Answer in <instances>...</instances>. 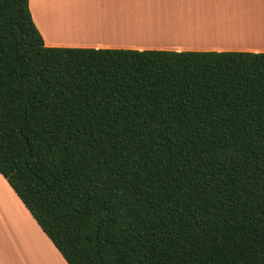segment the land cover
<instances>
[{
    "label": "trees",
    "instance_id": "trees-1",
    "mask_svg": "<svg viewBox=\"0 0 264 264\" xmlns=\"http://www.w3.org/2000/svg\"><path fill=\"white\" fill-rule=\"evenodd\" d=\"M0 174L67 264H264V52L46 46L0 0Z\"/></svg>",
    "mask_w": 264,
    "mask_h": 264
},
{
    "label": "crops",
    "instance_id": "crops-1",
    "mask_svg": "<svg viewBox=\"0 0 264 264\" xmlns=\"http://www.w3.org/2000/svg\"><path fill=\"white\" fill-rule=\"evenodd\" d=\"M28 5L46 46L264 52V0H28ZM22 204L0 174V217L16 213L18 220H29ZM25 241H9L10 260L0 264L51 262Z\"/></svg>",
    "mask_w": 264,
    "mask_h": 264
},
{
    "label": "rangeland",
    "instance_id": "rangeland-1",
    "mask_svg": "<svg viewBox=\"0 0 264 264\" xmlns=\"http://www.w3.org/2000/svg\"><path fill=\"white\" fill-rule=\"evenodd\" d=\"M134 30H137V29L135 28ZM21 207H22L23 212L27 211L23 204L21 205ZM27 217H29L28 218L29 220H26L22 217H20V219L18 220L16 213H15V218L13 217V215L8 216V214H5L3 217H0V260L1 262L10 260L9 258L11 257L12 251L10 247L7 246V244L9 241H12L16 239L17 237L19 240L25 239L27 241L28 239H30V241L32 242L36 240V243L38 245H41L42 248H45L46 250H48L51 256L49 259V261L51 260V262H49V264L51 263L52 264H67L65 260H63V258L60 256L56 248L53 246L51 241L48 238H46L45 234L42 232L40 227L37 225L35 220L30 216L28 212H27ZM36 231L37 233H35ZM18 249L19 248H17L16 251ZM35 256L37 258L43 259V257L41 258L39 253H37ZM3 257H7V259L5 260L3 259ZM24 258L26 257L24 256ZM53 259L55 260V262L53 261Z\"/></svg>",
    "mask_w": 264,
    "mask_h": 264
},
{
    "label": "bare ground",
    "instance_id": "bare-ground-1",
    "mask_svg": "<svg viewBox=\"0 0 264 264\" xmlns=\"http://www.w3.org/2000/svg\"><path fill=\"white\" fill-rule=\"evenodd\" d=\"M172 29V27H170ZM168 29V30H171V29ZM36 235V234H35ZM14 241H19V239L16 237V239H14ZM28 241L31 243V245H33L36 249H38L39 251H41L43 253V255H45L48 259H50V253L48 252V250H46L45 248H42L41 245H38L36 243V240H34V242L30 241V239H28ZM41 246V247H40ZM13 247L14 249H17V246L16 244H13Z\"/></svg>",
    "mask_w": 264,
    "mask_h": 264
}]
</instances>
